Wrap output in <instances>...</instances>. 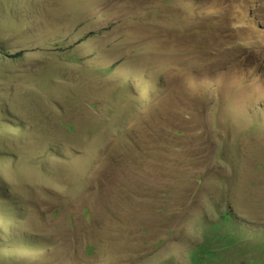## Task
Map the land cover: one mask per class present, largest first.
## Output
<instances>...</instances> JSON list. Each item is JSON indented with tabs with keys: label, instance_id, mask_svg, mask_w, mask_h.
Segmentation results:
<instances>
[{
	"label": "rangeland",
	"instance_id": "374dc122",
	"mask_svg": "<svg viewBox=\"0 0 264 264\" xmlns=\"http://www.w3.org/2000/svg\"><path fill=\"white\" fill-rule=\"evenodd\" d=\"M223 212L264 264V0H0V264H195Z\"/></svg>",
	"mask_w": 264,
	"mask_h": 264
},
{
	"label": "trees",
	"instance_id": "16d2710c",
	"mask_svg": "<svg viewBox=\"0 0 264 264\" xmlns=\"http://www.w3.org/2000/svg\"><path fill=\"white\" fill-rule=\"evenodd\" d=\"M232 220L231 212H223L220 222L209 225L208 239L195 249V264H214L217 260H222L219 250L223 251V248L235 246L236 233L224 231V226H231Z\"/></svg>",
	"mask_w": 264,
	"mask_h": 264
}]
</instances>
